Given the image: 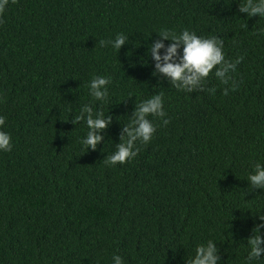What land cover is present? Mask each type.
I'll use <instances>...</instances> for the list:
<instances>
[{
	"label": "trees",
	"instance_id": "trees-1",
	"mask_svg": "<svg viewBox=\"0 0 264 264\" xmlns=\"http://www.w3.org/2000/svg\"><path fill=\"white\" fill-rule=\"evenodd\" d=\"M241 3L9 0L0 115L13 147L0 152V264H112L113 254L187 264L208 240L218 264H245L247 238L264 223V188L248 181L264 164V17ZM184 29L242 58L235 90L223 94L215 66L192 92L156 71L151 46L162 40L163 54L173 42L159 33ZM117 34L126 36L119 50L108 43ZM95 76L111 78L104 100L89 94ZM157 93L166 115H149L152 139L137 141L130 161L106 163L139 102ZM86 104L111 117L95 149L81 144L85 121L72 122Z\"/></svg>",
	"mask_w": 264,
	"mask_h": 264
},
{
	"label": "clouds",
	"instance_id": "clouds-1",
	"mask_svg": "<svg viewBox=\"0 0 264 264\" xmlns=\"http://www.w3.org/2000/svg\"><path fill=\"white\" fill-rule=\"evenodd\" d=\"M9 3V0H0V13H3ZM240 12L247 13L249 17L257 15L264 17V0H243ZM264 34V28L259 29ZM160 36L163 39L173 41L161 54L160 49L164 48L163 41L155 42L150 48L151 58L156 61L155 69L167 77L170 83L177 89L186 92L196 90L198 86L202 88L205 78L210 71L214 69V76L221 84L229 85L223 89V94L227 95L229 90H235L236 82L232 80L231 73L235 72L236 65L240 62V57L235 60L225 58L223 51L224 41L215 35L202 36L194 31L184 29L179 34L161 31ZM126 36L117 34L114 39L109 41L116 50L125 43ZM101 45L105 41H100ZM182 48V54L178 49ZM111 82L110 77L95 76L89 82V94L94 100H104L108 95V85ZM231 82V83H230ZM162 94H154L147 99L139 102L134 110V119L123 128L121 143L116 146V150L108 157L106 163L115 165L117 162L123 164L136 157L139 148L137 141L147 144L156 131V126L148 118L165 117L163 108ZM84 120L87 125V134L82 139L81 144L87 148H96L102 140L100 130L107 128L111 122V117H104L103 113L97 112L93 116V109L87 104L83 106L80 114L73 119V124ZM6 117L0 115V152H9L12 150L11 134L4 129ZM163 123L167 124L166 119ZM248 181L253 187L264 188V164L256 162L253 170L248 175ZM264 221V216H261ZM264 228V223L256 225L252 229V235L247 238V255L245 264H261L264 261V236L260 229ZM218 250L213 240L198 244L194 255L188 259L187 264H218ZM112 264H124L120 255L113 254Z\"/></svg>",
	"mask_w": 264,
	"mask_h": 264
}]
</instances>
